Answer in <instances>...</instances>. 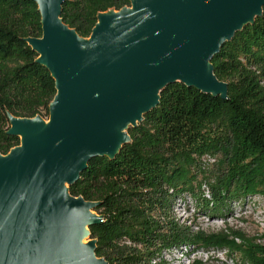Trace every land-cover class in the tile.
<instances>
[{
	"label": "trees",
	"instance_id": "1",
	"mask_svg": "<svg viewBox=\"0 0 264 264\" xmlns=\"http://www.w3.org/2000/svg\"><path fill=\"white\" fill-rule=\"evenodd\" d=\"M130 5L131 0H64L61 17L89 37L100 12ZM42 35L34 0H0L2 154L21 143L9 132V114L50 116L56 80L27 41ZM212 64L228 84V99L182 82L166 85L159 103L128 128L131 140L120 152L93 157L70 186L73 197L98 203L94 212L102 222L89 228L97 258L109 264H165L173 251L219 245L239 249L251 264H264V245L195 234L177 217V209H187L191 201L223 219L234 203L264 198V8L222 45ZM211 157L214 163L207 160Z\"/></svg>",
	"mask_w": 264,
	"mask_h": 264
},
{
	"label": "water",
	"instance_id": "2",
	"mask_svg": "<svg viewBox=\"0 0 264 264\" xmlns=\"http://www.w3.org/2000/svg\"><path fill=\"white\" fill-rule=\"evenodd\" d=\"M34 1L43 35L27 41L57 93L48 119L9 114L21 143L0 153V264H109L90 240L98 203L70 186L93 157L120 152L166 85L228 99L212 59L263 14L264 0H131L100 12L89 37L64 23V0Z\"/></svg>",
	"mask_w": 264,
	"mask_h": 264
},
{
	"label": "rangeland",
	"instance_id": "3",
	"mask_svg": "<svg viewBox=\"0 0 264 264\" xmlns=\"http://www.w3.org/2000/svg\"><path fill=\"white\" fill-rule=\"evenodd\" d=\"M252 198L251 202L234 203L229 217L223 219L213 217L205 208L198 210L189 200L191 203L185 206L187 209H177V217L180 224L192 228L195 234L202 233L216 237L226 235L234 239L237 244H243L246 240L264 245V198L260 199L258 196ZM165 264L251 263L245 260L239 249L232 250L227 246L219 245H199L185 249L184 252L173 251L166 254Z\"/></svg>",
	"mask_w": 264,
	"mask_h": 264
},
{
	"label": "built area",
	"instance_id": "4",
	"mask_svg": "<svg viewBox=\"0 0 264 264\" xmlns=\"http://www.w3.org/2000/svg\"><path fill=\"white\" fill-rule=\"evenodd\" d=\"M210 160H211V162H215L216 161V159H214V158H210Z\"/></svg>",
	"mask_w": 264,
	"mask_h": 264
}]
</instances>
